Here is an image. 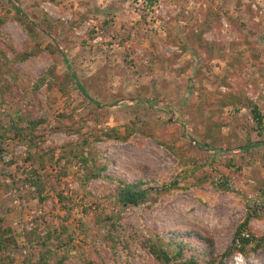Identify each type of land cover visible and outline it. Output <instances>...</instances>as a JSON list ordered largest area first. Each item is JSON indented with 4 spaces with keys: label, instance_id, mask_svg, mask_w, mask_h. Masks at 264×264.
I'll use <instances>...</instances> for the list:
<instances>
[{
    "label": "rangeland",
    "instance_id": "374dc122",
    "mask_svg": "<svg viewBox=\"0 0 264 264\" xmlns=\"http://www.w3.org/2000/svg\"><path fill=\"white\" fill-rule=\"evenodd\" d=\"M251 104L264 119V0H0V124L40 123L36 147L0 140V264H161L148 241L264 264ZM95 165L107 178L84 184ZM117 180L145 203L120 207ZM254 210L258 245L223 257Z\"/></svg>",
    "mask_w": 264,
    "mask_h": 264
},
{
    "label": "trees",
    "instance_id": "16d2710c",
    "mask_svg": "<svg viewBox=\"0 0 264 264\" xmlns=\"http://www.w3.org/2000/svg\"><path fill=\"white\" fill-rule=\"evenodd\" d=\"M15 11H19L17 8H14ZM21 22V21H20ZM22 26L25 30L28 32L31 31V24L28 23V21H23ZM44 78L42 77L38 82V87H41L44 84ZM251 114L253 116V120L257 125V128L261 131L264 126V119L261 114V111L257 105L251 104L250 105ZM18 120L9 118V121L6 125L1 126L0 124V140H10V139H17L25 141L28 145L31 144V138H35V132L37 131L38 126L40 125L39 121L36 119H27L25 118V115L22 113H17ZM36 147L35 144L29 145V147ZM261 144H255L254 146H251L250 148H256L260 147ZM75 148V147H74ZM74 148H71L69 150V161L74 162L75 159H78V155H80L77 152H74ZM85 163H87V160L82 157L81 159ZM83 168H89L87 166H83ZM108 168V165L99 166L95 165L93 168L89 169V175L86 176L85 179H83L84 184H88L94 180L99 179L100 177L106 179L107 177L104 175ZM117 184V192H116V199L117 204L122 208H129V207H138L145 203L147 196L150 192V189H147L145 186V182L139 181V182H125L121 180L114 181ZM112 217V216H111ZM108 217L107 221H111L112 218ZM260 215L257 211H251L249 214H247L245 220L238 226L237 233L235 234L234 240L229 248V251L223 255V257H227L235 252H242L244 256H247L246 249H250L252 244L255 242L257 243V240L252 238L249 235L250 232V222L252 219H260ZM115 223H112L111 231L115 229ZM65 246L66 241L61 243ZM116 243L113 241V246H115ZM173 246V243L171 244ZM258 245V243H257ZM147 247L150 248L151 253L156 257V259L161 264H222L221 260H218L215 257V249L212 244H208L209 252L207 253L208 258L203 259L201 261L199 254H191L190 256H187L186 248H188L187 245H185L183 242L179 243L176 246V251L173 253H169L168 251H165L164 249L159 248L155 243L148 241ZM16 248L14 238L11 236V231L9 229H6L5 231L0 230V256L2 253L10 252L11 250H14ZM253 250V249H252ZM206 252H203V255H205ZM38 264H49L48 258L45 256H42L41 259H39ZM57 264H64V259H59Z\"/></svg>",
    "mask_w": 264,
    "mask_h": 264
}]
</instances>
